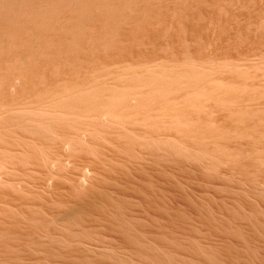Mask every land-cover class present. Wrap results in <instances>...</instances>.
<instances>
[{
	"label": "rangeland",
	"instance_id": "1",
	"mask_svg": "<svg viewBox=\"0 0 264 264\" xmlns=\"http://www.w3.org/2000/svg\"><path fill=\"white\" fill-rule=\"evenodd\" d=\"M0 264H264V0H0Z\"/></svg>",
	"mask_w": 264,
	"mask_h": 264
},
{
	"label": "bare ground",
	"instance_id": "2",
	"mask_svg": "<svg viewBox=\"0 0 264 264\" xmlns=\"http://www.w3.org/2000/svg\"><path fill=\"white\" fill-rule=\"evenodd\" d=\"M161 113V112H160Z\"/></svg>",
	"mask_w": 264,
	"mask_h": 264
}]
</instances>
